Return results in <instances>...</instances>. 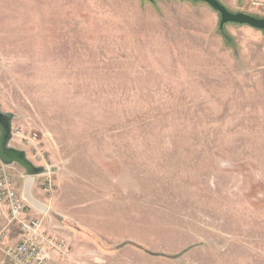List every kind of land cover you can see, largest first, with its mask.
I'll list each match as a JSON object with an SVG mask.
<instances>
[{"label": "rangeland", "instance_id": "rangeland-1", "mask_svg": "<svg viewBox=\"0 0 264 264\" xmlns=\"http://www.w3.org/2000/svg\"><path fill=\"white\" fill-rule=\"evenodd\" d=\"M219 20L191 0H0V108L36 136L11 144L45 169L49 230L24 216L64 242L48 264H264V30Z\"/></svg>", "mask_w": 264, "mask_h": 264}, {"label": "built area", "instance_id": "built-area-1", "mask_svg": "<svg viewBox=\"0 0 264 264\" xmlns=\"http://www.w3.org/2000/svg\"><path fill=\"white\" fill-rule=\"evenodd\" d=\"M12 138L17 137L35 145L34 135H25L18 127H11ZM37 157L39 156L38 152ZM10 166L0 161V207L8 212V222L16 220L20 227V238L12 245H6L4 255L10 264H48L52 251H62L64 242L41 230V221L37 218L24 216L25 203L18 192L13 175L8 171ZM45 191H51L52 185L48 181L44 186Z\"/></svg>", "mask_w": 264, "mask_h": 264}, {"label": "water", "instance_id": "water-1", "mask_svg": "<svg viewBox=\"0 0 264 264\" xmlns=\"http://www.w3.org/2000/svg\"><path fill=\"white\" fill-rule=\"evenodd\" d=\"M208 4L220 15L219 28L226 23L245 24L250 27L264 30V18L255 17L243 12H231L218 0H191ZM14 114L9 111H3L0 108V161L4 165L18 164L24 169V174L34 176L45 172L42 166L34 165L26 156L24 150L14 147L11 144V127ZM23 199L24 196L22 195Z\"/></svg>", "mask_w": 264, "mask_h": 264}, {"label": "crops", "instance_id": "crops-1", "mask_svg": "<svg viewBox=\"0 0 264 264\" xmlns=\"http://www.w3.org/2000/svg\"><path fill=\"white\" fill-rule=\"evenodd\" d=\"M13 146L19 149L22 148L14 144ZM16 185L18 192L24 196L26 205L30 208L28 210L29 214L41 218L43 221V229L49 230L50 224L47 223L45 216L47 212L49 213V200L44 197L42 190L37 187L35 176L20 174V178L16 180ZM27 194L29 197H27Z\"/></svg>", "mask_w": 264, "mask_h": 264}, {"label": "bare ground", "instance_id": "bare-ground-1", "mask_svg": "<svg viewBox=\"0 0 264 264\" xmlns=\"http://www.w3.org/2000/svg\"><path fill=\"white\" fill-rule=\"evenodd\" d=\"M27 197H29V195L27 194Z\"/></svg>", "mask_w": 264, "mask_h": 264}, {"label": "trees", "instance_id": "trees-1", "mask_svg": "<svg viewBox=\"0 0 264 264\" xmlns=\"http://www.w3.org/2000/svg\"><path fill=\"white\" fill-rule=\"evenodd\" d=\"M221 29V28H220Z\"/></svg>", "mask_w": 264, "mask_h": 264}]
</instances>
